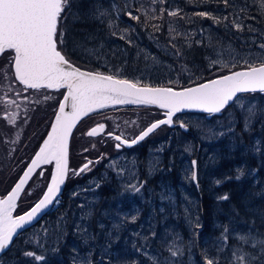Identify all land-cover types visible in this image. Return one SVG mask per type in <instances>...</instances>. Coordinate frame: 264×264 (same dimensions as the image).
<instances>
[{"label":"rangeland","instance_id":"1","mask_svg":"<svg viewBox=\"0 0 264 264\" xmlns=\"http://www.w3.org/2000/svg\"><path fill=\"white\" fill-rule=\"evenodd\" d=\"M84 2L86 4L83 5L82 20L84 21L82 22L89 29L85 32L87 42L82 44L81 49L84 50L82 53L95 63L94 67L89 65L84 67L108 74H118L121 78L140 79L142 84L183 88L229 73L228 69L218 70L219 65L211 66L209 59L206 58V66L200 65L199 62H197L198 65H193L187 62L178 63L174 60L177 57L170 54L171 49L168 45L169 22L182 33H195L192 42L201 40L206 45L211 43L217 48H227L231 44L234 49L241 53L259 51L255 45L249 47L251 44L250 37L253 36H255L258 43H264V37L260 35L264 31V26L260 24H264V17L257 15L255 8H250L248 14L255 15L257 18L246 20L245 24H251L257 29V32L249 33L246 29L243 33H236L226 31L222 25H215L212 20L202 19L194 15L199 11H209L219 16L234 12L231 7L225 9L224 5L218 3L217 0H167V3L163 6L170 9H182L181 14L185 18L181 20L179 18H168L165 15V19L169 22L165 28L162 27L160 32L153 33L151 28H144L133 21H129L121 13L120 20L117 22L119 27L125 28L131 25L136 29L135 32L128 33V38L133 41L132 45H128L125 40L110 35L109 29L106 27L108 17L103 18L105 23H100L84 17V13L89 11V6L92 4L101 5L106 9H110L111 5L115 4L118 11L124 8L125 5L136 6L140 2L147 7L149 0H84ZM230 2H234L237 9L245 4V0H230ZM155 7L158 8L159 5ZM153 23L160 22L153 21ZM201 29L204 30L202 34ZM182 40L175 41L178 47H182L183 42L187 43ZM101 44H103V47L100 46ZM166 48H169V51H165ZM89 49H94V53L90 55ZM141 49L149 53L150 56L156 57V61L153 62L152 59L145 60L144 52L137 55ZM206 56L211 59L216 58L210 48L207 49L203 58ZM9 59L10 57L5 54L0 61V69L8 71L5 65ZM185 65L190 71L181 72V67ZM241 68V66H237L231 70L236 71ZM118 69L119 72H117ZM169 81H172V83H169ZM18 92L19 95H17ZM63 93V90H25L18 81L11 77L10 72L8 79H4L3 72H0V112L2 115H6L8 123L11 114H15V124L10 123V125H16V122L21 123L22 116L26 118V111L31 107L30 112H33L32 106L36 104L41 103L42 107H45V103L52 102L54 106L51 112L53 113L57 109ZM239 95L245 104L249 100H254L257 105L264 106V94L244 93ZM45 96L51 98L45 100ZM35 101H39V103ZM108 108H112L113 111L106 110ZM97 111H100V113L98 114ZM229 113L238 121L235 124V136L232 134L221 137L212 136L209 132L210 129L216 132L227 131L226 125ZM163 116V112L159 107L136 104L105 107L94 111V115L87 116L76 128L72 137V143L76 148L71 153L74 159L77 156L78 160L75 167L81 166L89 159L95 161L101 154H106L105 159L90 166L92 168L90 172L79 176L71 175L64 193L59 198V203L54 205L53 211L42 222L20 235L13 247L0 257V264H74V260L75 264H79V259L84 256H89L93 264H146L142 252L136 251V247L145 242L136 237L134 233L139 232L144 235L149 232L150 228L155 229L158 237L164 233L165 229H170L179 232L186 244L195 241V243H191L190 249H185V254L181 259L184 264H201L200 257L203 250L214 237L219 235L221 229L218 225L227 223L230 216L225 214V216L221 215L215 218L212 221V230L208 231L209 226L206 225L200 212V200L208 197L217 201L218 196L225 194L223 186L228 177L235 178L238 175L237 169H243L246 173L241 178L253 182L255 192L253 194L255 196L253 206L259 207L262 214L257 213L256 218L253 217L252 220L242 219L239 216L231 217L237 228L246 230L248 225L254 221V228L264 234V220H262V217H264V157L253 156L248 151V145L252 140L256 138L264 139V131L261 130L260 122H255L251 135L242 133L241 113L238 107L230 106L224 113L210 118L205 113L199 112L179 113L176 115L175 121L183 120L187 123L189 125L188 131L185 132L179 126L174 129L165 126L146 139L147 141L145 140L142 146L147 144L146 148L139 147L117 151L114 139L110 138L108 140L109 148H103V136L94 138L85 135L90 128L100 123V119L103 118L107 123V131L119 135L123 134L125 138L132 139L149 123ZM138 119H140V122ZM141 119L146 120L144 125ZM26 130L25 127L24 133H26ZM241 135L243 136L242 142L239 139ZM161 146L165 150L162 153H157L156 149ZM186 146L191 147V152L184 151ZM85 148L88 149L87 152L84 151ZM2 149L3 143L0 142V192L5 195L21 175L22 172H18L19 167L23 165L25 160L18 163L16 170H14L10 164L11 158L7 154L5 155ZM156 157L160 159L159 166L161 168L171 167L172 170L170 172L158 171L148 178V184L142 193L143 198H141V195L133 196L127 193L124 196H119L118 193L121 191L120 182L115 178V170L108 167L111 161L119 160L121 165L128 163L131 166L130 162L135 160L139 175L143 179L146 175L148 161ZM192 160L197 161L198 185L185 178V170L191 167ZM253 169H258L255 174H251ZM101 177H104V179L101 180ZM217 180L221 183L217 184ZM92 181H101L102 187L96 190L95 193L87 192L79 197H72L74 191L89 187ZM49 182L50 179H41L40 175H37L23 194L15 210V215H20L30 208L41 197ZM169 190L174 196L175 213H173L172 206L168 202L165 201L162 205L160 200V193ZM241 192L239 191L240 196L243 195V192ZM29 193L31 194L29 195ZM93 195L98 198L94 216L90 222L81 221L80 210L76 206L85 202V196L92 198ZM161 206L165 207V213L158 211ZM185 207L189 209V214L193 218L199 215L201 223L204 225L198 238L192 235L193 229L185 219ZM137 209L140 210V215L136 223L126 224L118 234L113 231V224L119 223L124 214L133 213ZM252 211L255 212V210ZM62 213H67V237L66 239L60 238L58 241L57 235L51 230ZM74 223L87 226L89 234H94L96 240L89 241L88 245L85 246L81 239L73 234L72 226ZM99 224H103L104 229H101L98 226ZM43 227L49 228L50 234L47 237L44 235ZM109 232H112L111 237L107 235ZM117 235L118 239L116 238ZM37 239L43 243V248L38 246ZM109 240L111 241L110 247L107 246ZM149 243L148 251L156 252L158 249L162 251V245L158 238ZM234 243V240L230 241V244ZM54 247L58 248V251L52 252L51 249ZM74 248L77 250L76 252L73 251ZM24 251H35L37 254L45 255L46 260L39 262L33 258L25 257L22 254ZM211 254L214 255L215 253ZM226 258L227 250L221 264H226Z\"/></svg>","mask_w":264,"mask_h":264},{"label":"snow or ice","instance_id":"2","mask_svg":"<svg viewBox=\"0 0 264 264\" xmlns=\"http://www.w3.org/2000/svg\"><path fill=\"white\" fill-rule=\"evenodd\" d=\"M222 3L225 9L231 7L234 12L226 15H214L209 11H199L194 13L202 19L212 20L215 25H222L226 31L243 33L246 29L249 33H256L257 29L251 24H245L246 20H255L257 16L249 15V9L255 8L257 15L264 17V0H245V4L237 9L234 2L230 0H217ZM80 0H0V56L7 54L8 60L5 68L8 71L0 69L3 72L4 79L11 77L25 89H66L63 99L59 102L58 111L55 119L51 124V130L44 139L39 151L36 152L31 163L20 177L15 186L0 198V253L4 252L11 245L13 238L17 235L18 230L24 229L33 221L38 220L50 206L58 204V196L61 193L62 186L65 184L71 172L72 176H79L92 171L90 166L100 163L105 159L106 154H101L95 161L87 160L79 169H70L68 164V147L69 138L77 122L89 113L98 109H103L108 105H155L165 110L164 119L156 120L140 131L131 140L125 138L123 134L117 135L112 131H106V125L97 124L88 130L85 135L96 137L104 134L114 139L117 143L115 148L120 151L122 147H132L146 138L161 126H174L178 122L180 128L188 130L189 125L183 120L174 121L177 113L183 110H199L204 113L222 114L230 106H236L241 113L242 133L251 135L253 124L260 122L261 130L264 131V106L257 105L254 100H249L245 104L239 94H264V43H258L255 36L250 37L251 45H255L259 51L238 52L231 44L227 48L216 46L209 43L206 47L210 48L216 58L209 59L211 66L219 65L218 70L228 69L229 74L220 75L215 79H209L204 83L196 84L193 87H186L175 90L172 87H151L142 84L140 79L121 78L118 74H106L100 71L90 72L82 70L75 66L66 55L62 53L61 46L66 44V29L63 21L69 16L74 21L81 19V14L73 12V5L79 8ZM167 0H149L146 7L140 2L136 6L125 5L124 8L116 10V5H111L110 9L103 8L98 4L89 6V11L84 13V17L105 23L104 17H108L106 27L110 35L120 40H125L128 45H132V39L128 38L129 32H135V27L120 28L117 23L120 20L121 13L136 24L144 28H151L153 33L160 32L163 27L165 15L172 18L183 20L185 17L181 14L180 8H166L163 5ZM159 5V7H155ZM113 12L115 15L113 16ZM159 21L160 23H153ZM168 32L170 34L168 45L170 46L171 55L180 58L184 55L181 47H178L175 41L183 39L187 42L188 49L193 47L192 37L195 33H182L173 27L169 22ZM204 32L201 29V34ZM264 37V32L260 33ZM75 43V42H74ZM196 45H201V40H195ZM103 47V44L100 45ZM94 49H89V54L94 53ZM165 51H169L166 48ZM144 52V59L156 61V57L150 56L144 50H139L137 55ZM227 57V58H225ZM10 66V67H9ZM241 66L242 70L232 71V68ZM190 71L187 66L181 67V72ZM119 72V69L117 70ZM172 83V81H169ZM20 93L18 92L17 95ZM51 97L45 96L48 100ZM13 103H15L13 101ZM39 103V101H37ZM66 109H69L66 111ZM15 114L9 117V123L15 124ZM238 121L229 113L227 131L216 132L209 130L212 136L221 137L226 134L235 136V124ZM243 141V136L239 137ZM95 147V145H93ZM164 147L156 149L157 153H162ZM191 147L186 146L184 151L191 152ZM88 151L87 148L84 149ZM248 151L253 156L259 155L264 157V139L256 138L248 145ZM54 163V169L51 173L50 182L46 186L42 197L34 204L33 207L22 215L14 216L13 213L17 208L18 198L24 190L25 185L32 177L33 173L41 166ZM123 165L119 160H113L108 165L114 169L115 178L120 182L121 191L119 196L126 193L130 195H141L146 189L148 178L156 172L171 171L172 168H161L160 159L156 157L148 161L145 178H141L136 161L132 160ZM197 161H191V167L185 170V178L197 183L198 172ZM258 169L251 170L255 174ZM238 175L235 179L239 180L246 173L243 169H237ZM39 175H43L40 172ZM107 175V174H105ZM104 177H101L103 180ZM217 184L221 181L217 180ZM102 187L101 181H92L90 186L79 191H74L72 197H79L83 193L92 192ZM31 193H29L30 195ZM187 199V198H186ZM217 201H228V194L218 196ZM160 200L166 201L172 206L175 213L176 204L171 191H162ZM98 198L93 195L92 198L85 196V202L78 204L76 207L80 210L81 221H91L94 216L95 205ZM155 211V210H154ZM165 213V207L161 206L158 210ZM238 214V213H237ZM140 210L130 214H124L119 223L112 226L113 231L117 234L126 224H134L138 220ZM185 219L193 229L192 235L196 238L200 235V230L204 228L200 216L194 218L189 214V209L184 208ZM264 220V217H262ZM255 222L252 221L246 230L236 227L235 221L229 217L227 223H221L218 227L221 229L219 235L214 237L209 245L203 250L200 260L201 264H221L224 259V253L227 250L226 264H264V234L254 228ZM104 229L103 224L98 225ZM67 213H62L52 232L60 238L67 237ZM73 234L77 235L82 243L87 246L89 241L96 240L94 234H89L88 227L81 223L73 224ZM45 237L50 232L49 228H42ZM108 237L112 236L109 232ZM134 235L142 239L145 243L136 247L137 252H142L146 264H184L181 259L185 254V249H190L191 243L186 244L184 238L179 232L165 229L164 233L158 237L155 229L150 228L147 234L142 235L139 232ZM119 238L118 235L116 237ZM159 239L162 245V251H148L150 241ZM235 241L230 244V241ZM31 243V241H29ZM36 243L43 248L44 245L38 239ZM111 246V241L107 245ZM52 252L58 251V248H52ZM74 252L77 250L74 248ZM215 253L214 255L211 253ZM166 253V255H164ZM23 256L33 258L35 261L44 262L45 255L37 254L35 251H24ZM79 255V254H78ZM75 264V260H74ZM79 264H93L89 256L79 259Z\"/></svg>","mask_w":264,"mask_h":264},{"label":"trees","instance_id":"3","mask_svg":"<svg viewBox=\"0 0 264 264\" xmlns=\"http://www.w3.org/2000/svg\"><path fill=\"white\" fill-rule=\"evenodd\" d=\"M84 4H86L84 0H80L79 8H77L76 5H73L72 11L73 12L78 11L81 14V19L79 21H74L71 18V16H69L68 19L63 21V24L65 25V29H66V44L61 46V50L71 61L81 66L89 65L91 67H94L95 63L90 61L86 57V55L82 53V51L84 50L81 49V47L83 46L82 44H85L87 42V39H85L86 37L85 32L89 29L88 27H85V24H83L82 22L84 21L82 20ZM168 22L169 20L164 19L163 21L164 28L167 26ZM260 24L264 26V24L262 23ZM194 42L195 41H193V47L191 49H188L186 46L187 43L183 42L181 45L182 46L181 49L184 55L174 60H176L178 63L187 62L193 65H198L197 62H199L200 65L206 66L205 57L203 58V56L206 55V51L208 47H206L207 45L204 42L201 45H196ZM45 104H46V106L44 105L45 107H42L41 103L33 105L32 106L33 112H30L31 110L30 107L28 111H26V118H23L22 116L21 123L16 122V125H10V123H8L6 119V115L4 114L2 115L0 112V142L3 143L2 151L5 155L7 154L11 158L10 164L12 165L14 170H16L18 163L25 160L23 165L19 167V171H18L19 173L23 172L28 161L34 155V153L40 146L41 142L44 140L45 136L48 134L50 130L53 120V115L56 110L53 113L51 112L52 107L54 106L52 102ZM106 110L113 111L112 108H108ZM160 110L162 111V109ZM97 113L99 114L100 111H97ZM90 115H94V112L91 113ZM138 120L140 122V119ZM141 121L143 122L144 125V121L146 120L143 121L141 119ZM25 127L27 129L26 133H24ZM166 127L170 129H174L169 126ZM28 128L30 129L29 132H28ZM71 145H72L71 152H73L75 151L76 147L73 145V143ZM70 157H71L70 158L71 165L76 166V163L78 162L77 156L74 159L71 153ZM53 165L54 163L45 166L46 168L45 175L43 177H41L40 175L41 179H46V180L50 179ZM228 168L231 169L232 167H228ZM39 173H37L35 177L39 175ZM223 189L225 190V194H228L229 196L228 201H215L208 197L200 200V204H199L200 212L206 225L209 226L208 231L212 230V225H213L212 221L215 218L220 217L221 215L225 216V214H228L230 217L239 216L242 219L252 220L253 217L256 218L257 213L260 212L262 214V210L259 209V207L253 206L255 200V196L253 194H255V192H254L253 182L251 180L248 179L245 180L244 178L237 180L232 176H229L228 180L225 182L223 186ZM239 191L243 192V193L241 192L243 194L242 196L239 195ZM252 210H255L256 213L253 212Z\"/></svg>","mask_w":264,"mask_h":264},{"label":"water","instance_id":"4","mask_svg":"<svg viewBox=\"0 0 264 264\" xmlns=\"http://www.w3.org/2000/svg\"><path fill=\"white\" fill-rule=\"evenodd\" d=\"M63 53V52H62ZM64 54V53H63ZM66 58L68 59V57L66 56ZM70 60V59H69ZM71 61V60H70ZM75 66H77V67H79V68H81L82 70H86V71H90V72H96L97 70H92V69H88V68H85V67H82V66H80V65H78L77 63H75V62H73V61H71ZM240 70H242V68L241 69H238V70H236V71H240ZM101 72V71H100ZM102 73H105V72H102ZM106 74H108V73H106ZM227 74H229V73H226V74H223V75H227ZM215 78H217V77H215ZM215 78H211V79H215ZM209 80V79H208ZM207 81V80H206ZM206 81H203V82H201V83H204V82H206ZM197 84H200V83H197ZM146 85H148V84H146ZM196 84H194V85H191V86H187V87H193V86H195ZM149 86H151V87H172V86H166V85H149ZM172 88H174L175 90H180V89H182V88H175V87H172ZM183 88H186V87H183ZM65 92H66V89H65ZM64 92V93H65ZM63 99V97L61 98V100ZM60 100V101H61ZM155 106V105H154ZM59 107V106H58ZM69 109H66V111H68ZM58 111V108H57V110H56V112ZM163 111H165V110H163ZM56 112H55V114H56ZM183 112H200V113H204V112H201V111H199V110H183L182 112H180V113H183ZM55 114H54V117H53V121H54V119H55ZM90 114V113H89ZM177 114H179V113H177ZM176 114V115H177ZM205 115L208 117V118H210V117H212V116H214V115H219V114H212V115H210V114H208V113H205ZM84 117H86V116H83L78 122H77V124H76V127L73 129V131H72V134H71V136H70V138H69V147H68V164H69V168L70 169H79L80 167H78V168H74V167H72L71 165H70V150H71V140H72V137H73V134H74V132H75V130H76V128L79 126V123L83 120V118ZM165 117L163 116V117H161V118H158V119H156V120H159V119H164ZM175 118V117H174ZM156 120H154V121H156ZM154 121H152V122H154ZM175 121V120H174ZM151 122V123H152ZM149 125H150V123H149ZM96 126V125H95ZM164 126H166V125H164ZM176 126V123L174 124V126H172V128H174ZM163 126H161L160 128H162ZM159 128V129H160ZM51 129V128H50ZM91 129V128H90ZM89 129V130H90ZM159 129H157V130H155L154 131V133L156 132V131H158ZM184 130V129H183ZM50 131V130H49ZM185 131V130H184ZM188 131V130H187ZM187 131H185V132H187ZM154 133H152L151 135H153ZM101 135V134H100ZM100 135H97L96 137H98V136H100ZM118 135V134H117ZM150 135V136H151ZM149 136V137H150ZM148 137V138H149ZM47 138V137H46ZM95 138V137H94ZM148 138H146V139H148ZM145 139V140H146ZM129 140H131V139H129ZM144 140V141H145ZM143 142V141H142ZM142 142H140V143H138V144H136V145H134V146H132V147H127V146H124L125 148H128V149H131V148H134V147H136V146H138L139 144H141ZM117 143V142H116ZM42 145V144H41ZM40 145V146H41ZM40 146H39V148H40ZM39 148L37 149V151L36 152H38L39 151ZM123 148V147H122ZM36 152H35V154H36ZM35 154L32 156V158L30 159V161L28 162V164L26 165V167H25V169H24V171L27 169V167H28V165L31 163V160L34 158V156H35ZM44 166L45 165H41L34 173H33V175H32V177L29 179V181H28V183L25 185V187H24V190H23V192L21 193V196L18 198V201H17V204H18V202H19V200H20V198L23 196V194H24V192L26 191V189L28 188V186L30 185V183H31V181L33 180V178H34V176L41 170V172H43V174H44ZM24 171H23V173H24ZM23 173L21 174V176L23 175ZM70 175H71V172L69 173V177H70ZM20 176V177H21ZM20 177H19V179H20ZM69 177H68V179H69ZM19 179L15 182V184L19 181ZM68 179L66 180V182H65V184L62 186V189H61V193L59 194V196H58V199L61 197V195L64 193V190H65V187H66V185H67V182H68ZM15 184L13 185V187L15 186ZM12 187V188H13ZM11 188V189H12ZM7 195V194H6ZM6 195H2L1 194V192H0V198H3L4 196H6ZM42 197V196H41ZM38 202V201H37ZM55 205V204H54ZM54 205H52V206H50L49 207V209H47L43 214H42V216L38 219V220H35V221H33L30 225H27L24 229H22V230H18V233H17V235H15L14 236V238H13V241H12V243H11V245L9 246V248L8 249H6L4 252H2V253H0V257L1 256H3L7 251H9L11 248H12V246H13V244H14V242L16 241V239L24 232V231H26L27 229H30L31 227H33V226H35L36 224H38V223H40L45 217H46V215L47 214H49L51 211H52V209L54 208ZM34 206V205H33ZM32 206V207H33ZM31 208H29L27 211H29ZM27 211H25V212H27ZM25 212H23L22 214H24ZM22 214H20V215H22Z\"/></svg>","mask_w":264,"mask_h":264},{"label":"flooded vegetation","instance_id":"5","mask_svg":"<svg viewBox=\"0 0 264 264\" xmlns=\"http://www.w3.org/2000/svg\"><path fill=\"white\" fill-rule=\"evenodd\" d=\"M5 55H3V56H0V61H1V59L4 57ZM21 85V84H20ZM23 86V85H22ZM24 87V86H23ZM25 90H28V89H25ZM41 90V89H40ZM50 90V89H49ZM64 94V93H63ZM62 97H63V95H62ZM59 106V105H58ZM58 108V107H57ZM57 110V109H56ZM56 112V111H55ZM163 113H164V111H162ZM55 114V113H54ZM54 116V115H53ZM100 123H103V124H105L106 125V131H107V123H106V120H104L103 118L102 119H100ZM161 129V128H160ZM159 129V130H160ZM109 130V129H108ZM28 132H29V128H28ZM157 132V131H156ZM100 136H103L102 137V144H103V148H109V145H108V140L110 139V137H108L107 135H104V134H101ZM112 139V138H111ZM147 141V140H146ZM116 142V141H115ZM145 141H143L141 144H139L138 146H136V147H134V148H139V147H141V148H144L145 146H147V144H145V145H143L142 146V144L144 143ZM116 144V143H115ZM134 148H131V149H134ZM146 148V147H145ZM116 149V148H115ZM131 149H128V148H125V147H123V148H121V150L120 151H124V150H131ZM117 150V149H116ZM106 167V166H105Z\"/></svg>","mask_w":264,"mask_h":264},{"label":"bare ground","instance_id":"6","mask_svg":"<svg viewBox=\"0 0 264 264\" xmlns=\"http://www.w3.org/2000/svg\"><path fill=\"white\" fill-rule=\"evenodd\" d=\"M78 65H79V64H78ZM80 66H81V65H80ZM82 67H84V66H82ZM85 68H86V67H85ZM50 90H54V89H50ZM60 90H63V91L65 92V89H60ZM124 105H125V104H124ZM110 106H117V105H108V106H106V107H110ZM156 107H157V106H156ZM91 113H92V112H91ZM91 113H90V114H91ZM90 114H88V115H90ZM88 115H87V116H88ZM87 116H86V117H87ZM53 117H54V116H53ZM86 117H84L83 120H84ZM83 120H82V121H83ZM82 121H81V122H82ZM52 122H53V120H52ZM81 122H80V123H81ZM80 123H79V124H80ZM98 124H100V123H98ZM93 127H94V126H93ZM50 128H51V127H50ZM145 128H146V127H145ZM145 128H144V129H145ZM144 129H143V130H144ZM50 130H51V129H50ZM115 134H116V133H115ZM118 135H119V134H118ZM137 135H138V134H137ZM46 137H47V135L45 136L44 139H46ZM127 139H128V138H127ZM43 141H44V140H43ZM43 141L41 142V144L43 143ZM71 142H72V140H71ZM41 144H40V145H41ZM38 148H39V147H38ZM36 151H37V150H36ZM34 154H35V153H34ZM70 154H71V150H70ZM31 158H32V157H31ZM29 161H30V160H29ZM29 161H28V162H29ZM84 163H86V162H84ZM84 163H83V164H84ZM27 164H28V163H27ZM83 164H82V165H83ZM71 166H72V165H71ZM78 167H80V166H78ZM78 167H75V168H78ZM24 169H25V168H24ZM43 169H44V173H45L46 168L44 167ZM53 169H54V166L52 167V170H53ZM23 171H24V170H23ZM39 172H41V170H40ZM39 172H38V173H39ZM22 173H23V172H22ZM22 173H21V174H22ZM44 175H45V174H43L41 177H43ZM20 176H21V175H20ZM20 176H19V177H20ZM34 177H35V176H34ZM18 179H19V178H18ZM18 179H17V180H18ZM33 179H34V178H33ZM26 190H27V189H26ZM24 193H25V192H24ZM5 195H6V194H5ZM42 195H43V194H42ZM42 195H41V196H42ZM21 198H22V197H21ZM21 198H20V199H21ZM40 198H41V197H40ZM40 198H39V199H40ZM39 199H38V200H39ZM38 200H37V201H38ZM37 201H36V202H37ZM19 202H20V200H19ZM19 202H18V204H19ZM36 202H35V203H36ZM35 203H34V204H35ZM18 204H17V206H18ZM34 204H33V205H34ZM33 205H32V206H33ZM32 206H31V207H32ZM31 207H30V208H31ZM16 209H17V208H16ZM14 212H15V211H14ZM13 215H14V213H13Z\"/></svg>","mask_w":264,"mask_h":264}]
</instances>
